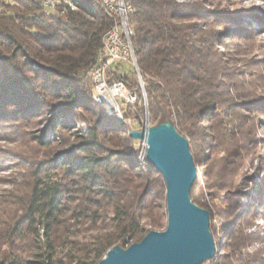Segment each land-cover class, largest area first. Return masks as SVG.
Here are the masks:
<instances>
[{"label":"trees","instance_id":"1","mask_svg":"<svg viewBox=\"0 0 264 264\" xmlns=\"http://www.w3.org/2000/svg\"><path fill=\"white\" fill-rule=\"evenodd\" d=\"M70 1L77 9L61 13L0 0V144L17 145H0V183L10 185L0 264H98L167 227L165 180L130 135L144 109L151 125L172 121L189 140L200 170L191 198L209 209L217 245L203 264H264L248 231L264 219V167L248 172L264 144V55L253 53L264 11L242 0H125L139 73L120 62L108 72L137 95L119 118L95 102L87 73L118 20L99 0Z\"/></svg>","mask_w":264,"mask_h":264},{"label":"water","instance_id":"2","mask_svg":"<svg viewBox=\"0 0 264 264\" xmlns=\"http://www.w3.org/2000/svg\"><path fill=\"white\" fill-rule=\"evenodd\" d=\"M130 135L145 143L146 159L165 180L167 227L148 232L128 247H112L98 264H203L211 260L217 245L209 209L191 198L198 169L189 140L169 120L134 129Z\"/></svg>","mask_w":264,"mask_h":264},{"label":"built area","instance_id":"3","mask_svg":"<svg viewBox=\"0 0 264 264\" xmlns=\"http://www.w3.org/2000/svg\"><path fill=\"white\" fill-rule=\"evenodd\" d=\"M103 6H114L117 12L120 13V22H115L110 28L109 37L106 42L105 56L99 58V60L93 64L88 70V76L93 83V93L95 97L105 100L108 103V107L111 110H118L121 114L124 103H134L137 100V95L133 93L128 86L122 82L117 81L110 83L108 80V72L115 63H130L129 56H127V47H125V40L121 39L120 25H126V15L132 11V6L125 2V0H99ZM44 8L50 12L64 13L60 6V0H41ZM131 30V36L134 31ZM137 73H139L138 67H134ZM146 100V98H145ZM145 126L148 127L150 121L146 117ZM144 143V142H143ZM144 151H146V145L144 143Z\"/></svg>","mask_w":264,"mask_h":264},{"label":"rangeland","instance_id":"4","mask_svg":"<svg viewBox=\"0 0 264 264\" xmlns=\"http://www.w3.org/2000/svg\"><path fill=\"white\" fill-rule=\"evenodd\" d=\"M185 1V0H183ZM243 2V5L245 7H249V8H254V9H258L259 8L261 10L264 11V1L263 0H242ZM253 53H256V54H259L261 56L264 55V33L261 34V35H258L256 37V40L253 42ZM114 65V64H112ZM122 67L124 69H133L134 68V65L131 64V63H127V64H123ZM137 101V100H136ZM136 101L134 103H131L130 105H133L136 103ZM129 103H124L121 105L122 107V112H124V107L128 106ZM139 109H132V112H137ZM145 111V114L143 116V119L140 121V122H137V120H135L134 118H131L129 119V123H132L133 125H138L137 128L135 129H142L144 126H145V121H146V117H148V109H144ZM80 125L82 127H85L86 126V123L85 122H81ZM37 129V128H36ZM32 130H34V133L37 132V130H35V127L32 128ZM33 133V132H32ZM259 136L261 138V141H264V128L260 129L259 131ZM140 141V140H139ZM264 143V142H263ZM1 146H3L4 148H14L16 147L15 145H6L4 143H1L0 144ZM140 147L144 148V143L141 141L140 142ZM22 149H24V147H22ZM259 159L255 160V165L252 167V168H248V172L251 173V174H255L256 172V168L257 167H264V144H262V146L259 147ZM197 166V165H196ZM197 169H198V174H200V170H199V167L197 166ZM5 188H10V185L9 184H5V182L3 183H0V192H3ZM253 186L252 185H249V186H246L245 188V191H248V193H253ZM249 199V198H248ZM249 201V200H248ZM215 203L217 204V207H215L214 209V213L216 214V219L214 220L215 223H218V225H220L222 223V221L220 220V217L218 216V209H220L221 207L223 208V206H221L220 204H218L219 202H213L214 206H215ZM242 204L244 206H247L249 205V203L247 202V198L243 199L242 200ZM218 229H219V226H218ZM248 231H253V232H256L259 237H260V240H258L255 244H254V247H264V219L260 218L258 220H254V222L248 226ZM221 240H223L222 238H220ZM220 240V241H221Z\"/></svg>","mask_w":264,"mask_h":264},{"label":"bare ground","instance_id":"5","mask_svg":"<svg viewBox=\"0 0 264 264\" xmlns=\"http://www.w3.org/2000/svg\"><path fill=\"white\" fill-rule=\"evenodd\" d=\"M60 6L62 7L64 12L66 11V9L67 10L68 9H71V10L77 9V5L73 1H70V0H60ZM105 8L109 14H111L114 18H116L118 20V22H120V13L117 12V9L114 6H105ZM127 18H128V15H126V25H120L121 39L125 40V47H127V56H129L130 63L133 64L134 67H137L134 47H133V44L131 41V30L129 29V27L127 25L128 24ZM109 32H110V29L106 32V34L104 36V49L106 48V42H107L108 37H109ZM93 98H94L95 102L102 105L109 114L117 116L119 118H123V114L118 112V110L109 109L108 103L105 100H102V99L95 97L94 93H93ZM145 156H146V151L143 150L141 152L140 158L144 159Z\"/></svg>","mask_w":264,"mask_h":264}]
</instances>
